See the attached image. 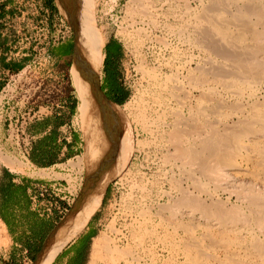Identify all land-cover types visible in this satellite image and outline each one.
Segmentation results:
<instances>
[{
	"label": "rangeland",
	"instance_id": "rangeland-1",
	"mask_svg": "<svg viewBox=\"0 0 264 264\" xmlns=\"http://www.w3.org/2000/svg\"><path fill=\"white\" fill-rule=\"evenodd\" d=\"M86 1L99 66L106 34L119 46L126 148L85 226L47 264H85L98 239L95 264H194V245L204 251L195 264H264L253 246L264 248V223L242 197L251 186L264 193L253 163V144L264 148V0ZM54 6L47 17L33 0H0V56L23 64L0 65V264H32L86 176L76 91L45 54L48 41L73 46ZM68 90L78 147L56 165L36 164L27 154L33 123ZM205 141L219 154L200 150ZM217 207L236 218L216 216Z\"/></svg>",
	"mask_w": 264,
	"mask_h": 264
},
{
	"label": "bare ground",
	"instance_id": "bare-ground-1",
	"mask_svg": "<svg viewBox=\"0 0 264 264\" xmlns=\"http://www.w3.org/2000/svg\"><path fill=\"white\" fill-rule=\"evenodd\" d=\"M56 2L60 8V11L63 12V16L67 18V20L73 26L72 28H74L75 31L74 57L72 59L73 63H71L72 65L69 69L71 74L72 85L76 89L78 93V97L80 99L78 110L80 111L81 117H83L84 119L82 130L84 132V138L86 144L83 155L79 156L80 158L79 161L80 162L82 161L85 164H87V165L84 164L86 166V176L84 182L82 183L81 186L82 188H80L70 208L65 212L64 215L60 217V219L55 223V225L47 232L42 247L37 253L36 258L32 261V264H47L48 261H50V259L64 246V244H66L73 237V235L76 233V229H78V227L81 226L80 224L86 218H88L90 213L94 210L95 206L101 201L108 180L116 172V164L113 165V170L111 169L112 170L111 172L108 170V168L110 164L116 163L123 159L124 151L126 148V132L122 130V125H123L122 116H121L122 112H120L119 110V105L109 101L105 97L103 92L99 90V83L97 78L98 75L96 72L97 71L96 63H99L98 57L101 49V43L98 33L94 26V22H93L94 20L92 21L93 16L91 19V16L87 9V1L86 0H56ZM252 36L255 37L254 34ZM229 54L230 52H225V55L228 56ZM257 65L253 67L255 68L257 67ZM260 115L263 117L264 113ZM262 130H264V122L260 131ZM263 132L264 131H262V133ZM237 134L238 133H236V135L233 134L234 137L238 136ZM233 141L235 143V140ZM211 143L205 141L204 143H202V146L200 147L202 149L200 150H203L206 153L212 152L213 154H219L218 152L216 153L217 151L216 147H213L212 146L213 144L211 145ZM235 145H237V143ZM221 147L223 146L221 145ZM253 149L257 154V159L254 158L256 159V161L253 163L255 167L258 169V172L260 170L262 173H264V148H262L259 145L253 144ZM9 162L12 163L11 161ZM202 162L204 163L205 161L202 159ZM216 162L224 164L225 166L228 165L229 167L227 166V168H230V171L234 173L233 170H231L233 164L230 165V160L224 159L223 157L218 155L216 157ZM40 173H42V171ZM248 189L249 190L246 189L248 193L247 194L244 193L242 197L247 198L248 203L253 208L254 212L260 213L258 217V221L264 223V195H263L264 193L262 194L261 192L258 191V189L255 190L254 187L252 188V186L249 187ZM242 190L244 191V189ZM218 209L219 208L217 207L216 212L215 211L213 212H215V214H217L216 216H220L223 220L225 219L228 221L230 220L233 221L232 219L234 218V216H236V215L234 216L232 215L233 212L223 211V210L219 211ZM231 210H233V208ZM97 241H94V243L92 242L93 243L92 250L85 264L96 263L98 258L96 256V249H97L96 247L98 246ZM253 246L254 248L256 246L259 249L256 250L260 252V256L264 260V248L261 245H259L258 242ZM199 248L200 247L194 245L191 248L192 250H189L191 251V253L188 256L189 260L194 264L196 263L200 255H202V252H204L201 251ZM257 254L259 255V253ZM236 262L237 261L231 258L230 261L226 264H238Z\"/></svg>",
	"mask_w": 264,
	"mask_h": 264
},
{
	"label": "crops",
	"instance_id": "crops-1",
	"mask_svg": "<svg viewBox=\"0 0 264 264\" xmlns=\"http://www.w3.org/2000/svg\"><path fill=\"white\" fill-rule=\"evenodd\" d=\"M33 1L37 4L38 10L45 11L48 14L47 17L51 16L53 10L50 0ZM68 43V39H63L58 45H53L48 41L46 42L45 54L47 57L54 59L58 75L62 77L70 75L71 79L69 68L73 63V58ZM101 61L99 88L111 102L117 104L116 100L123 102L128 91L121 83L119 46L115 37L111 34L105 36ZM98 64L96 63V65ZM66 79L68 80V77ZM52 107V112L39 116L37 121L33 123L32 130H30L32 143L27 151L29 158L34 163L45 166L56 165L65 158L70 157L76 151L79 141V136L72 123L76 108L73 90H68ZM91 215L90 213L88 218L80 224L79 227L81 228L78 227V233ZM73 238L66 245L72 242Z\"/></svg>",
	"mask_w": 264,
	"mask_h": 264
},
{
	"label": "trees",
	"instance_id": "trees-1",
	"mask_svg": "<svg viewBox=\"0 0 264 264\" xmlns=\"http://www.w3.org/2000/svg\"><path fill=\"white\" fill-rule=\"evenodd\" d=\"M50 2L52 3V10H55L53 0H50ZM1 16H2V13H0V17ZM0 45H1V43H0ZM0 65H1V67L8 68L11 72H17L23 66L22 62H15L12 60L5 62L3 55L0 56ZM3 85H4V81H0V89L3 87ZM116 102L121 103L122 101L116 100Z\"/></svg>",
	"mask_w": 264,
	"mask_h": 264
},
{
	"label": "flooded vegetation",
	"instance_id": "flooded-vegetation-1",
	"mask_svg": "<svg viewBox=\"0 0 264 264\" xmlns=\"http://www.w3.org/2000/svg\"><path fill=\"white\" fill-rule=\"evenodd\" d=\"M54 4L56 5V7H57V9H58V11H59V13L61 14V16L62 17H64L63 16V12H60V8H59V6H58V4H57V2H56V0L54 1ZM78 17V16H77ZM65 18V17H64ZM66 19V18H65ZM67 20V19H66ZM67 22L69 23V21L67 20ZM69 25L71 26V28L73 27L70 23H69ZM72 30H73V46H72V58L74 57V42H75V31H74V28H72ZM102 50V49H101ZM103 59V58H102ZM99 62V61H98ZM102 62V61H101ZM100 66H101V63H100ZM100 66L99 65H96V72H97V78H99V71H100ZM98 83H99V79H98ZM76 90V89H75ZM76 94H77V98H78V105H77V110L79 109V104H80V99H79V97H78V93H77V91H76ZM117 104V103H116ZM78 113H80V111L78 110ZM82 131V130H81ZM82 135H83V131H82ZM82 140H83V143H82V153L81 154H83L84 153V145H85V140H84V136L82 137Z\"/></svg>",
	"mask_w": 264,
	"mask_h": 264
},
{
	"label": "built area",
	"instance_id": "built-area-1",
	"mask_svg": "<svg viewBox=\"0 0 264 264\" xmlns=\"http://www.w3.org/2000/svg\"><path fill=\"white\" fill-rule=\"evenodd\" d=\"M64 197H65V196H63V198H64ZM65 198H66V197H65ZM65 200H66V202H67V199H65ZM61 208H62V209H65V207H63V206H61Z\"/></svg>",
	"mask_w": 264,
	"mask_h": 264
},
{
	"label": "water",
	"instance_id": "water-1",
	"mask_svg": "<svg viewBox=\"0 0 264 264\" xmlns=\"http://www.w3.org/2000/svg\"><path fill=\"white\" fill-rule=\"evenodd\" d=\"M99 90L101 91V89L99 88ZM102 92V91H101ZM106 97V96H105ZM107 98V97H106ZM108 99V98H107ZM109 100V99H108ZM110 101V100H109ZM37 256V255H36Z\"/></svg>",
	"mask_w": 264,
	"mask_h": 264
}]
</instances>
